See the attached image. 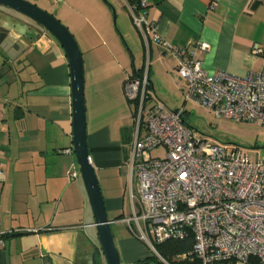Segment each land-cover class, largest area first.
<instances>
[{
	"label": "crops",
	"instance_id": "obj_1",
	"mask_svg": "<svg viewBox=\"0 0 264 264\" xmlns=\"http://www.w3.org/2000/svg\"><path fill=\"white\" fill-rule=\"evenodd\" d=\"M104 1L115 8L116 20L121 15L118 31L130 53L138 52L141 43L147 58L152 59L155 46V64L148 63L149 87L153 88L152 71L183 95L185 82L175 70L173 57L155 42L146 45L131 25L127 6L135 0ZM144 1L146 6L139 11L170 45L208 43L207 51L196 53L206 71L242 76L264 68V0ZM87 22L90 32L81 36L78 44L85 68L90 160L122 257L136 263L130 255L127 232L116 236L112 228L128 217L124 214L126 175L137 180L132 164L134 115L132 109L129 112L123 107V80L112 83L111 92L109 74L92 66L94 60L111 52L103 47L104 40L103 44L94 41L96 37L104 39L99 22L90 18ZM0 28L12 36L0 37V229L5 233L0 264H92L95 253L98 263L104 264L73 148L66 54L48 32L13 14L0 13ZM107 34L116 46L114 36ZM119 56L122 59L121 52ZM116 73L122 78L120 69ZM73 167L78 175L70 179L68 171ZM12 232L19 233L10 235Z\"/></svg>",
	"mask_w": 264,
	"mask_h": 264
},
{
	"label": "built area",
	"instance_id": "obj_2",
	"mask_svg": "<svg viewBox=\"0 0 264 264\" xmlns=\"http://www.w3.org/2000/svg\"><path fill=\"white\" fill-rule=\"evenodd\" d=\"M145 6L144 0L128 4L132 22L146 45L155 42L173 57L185 82L184 102L217 118L264 126V68L242 76L206 71L196 53L207 51L208 43L170 45L139 11ZM147 69L148 63L141 77L129 76L124 82L128 100L138 102L132 141L137 196L130 192L125 221L137 229L160 264L173 262L157 251L156 244L190 236L191 251L175 255L173 261L264 264V157L197 136L185 122L183 107L170 109L153 100ZM157 147L166 150L163 158L150 155ZM77 175L76 167L68 171L70 179ZM3 235L0 229V243Z\"/></svg>",
	"mask_w": 264,
	"mask_h": 264
},
{
	"label": "rangeland",
	"instance_id": "obj_3",
	"mask_svg": "<svg viewBox=\"0 0 264 264\" xmlns=\"http://www.w3.org/2000/svg\"><path fill=\"white\" fill-rule=\"evenodd\" d=\"M28 1L35 3L38 7L42 6L40 7L42 9L46 7L47 10H45L47 12L52 13L54 16H56V18L60 20V22L68 27L77 42H79L81 36H83L87 32H90V26L87 24V19L90 18L91 20H96L99 22L98 24L102 26V34L104 39H99L98 37H96V35H94V38L96 37L94 41L95 43L99 42L100 44H103L104 40L105 42L103 44V47L105 49L106 47H109L111 55L109 53L101 55V58L93 61L92 66L100 67L102 70H105L109 74L108 78L111 86V92L112 83L116 84L118 82V79H120L121 83V81L123 80L121 86L122 94L125 100V102H123V107L127 108L130 112L131 108L129 109V100L126 94L124 80L132 74L133 65L136 67H140L144 64V69L147 68V63L154 66L157 53L155 46L152 45L154 52V56L152 59L147 58L146 48L142 47L141 43L138 47V52L135 51L133 53H130L127 47L128 45L124 42V38L118 31V26H120L122 23V17L120 15V19H117L115 21L113 7H109L108 3L104 0ZM0 13L13 14L20 19H23L27 23L38 27L30 19L16 13L13 10L0 6ZM119 14H122V11L119 10ZM122 16L124 17V13L122 14ZM130 20L131 23L132 19L130 18ZM131 25L135 28L133 22L131 23ZM73 30H77V32L74 33ZM107 33H110L114 36L116 46L111 43V40ZM119 52H121L123 55L122 59L119 56ZM131 54L133 55V57ZM116 69H120L122 78H120L118 73H116ZM154 74L155 73H152L151 71V77H149V79L153 82V88L149 87V92L153 96V100L165 104L170 109H178L183 107V109L185 110V113L183 115L185 122L193 129L197 136L206 139L208 142L227 146L228 148L240 147L241 149L250 151L251 155L254 157H264V126H258L253 123L241 122L226 118H217L211 112L204 108L195 106L189 102L185 103L184 96L181 95L180 92H176L174 89H172L166 83L163 76H154ZM89 82L91 83V80H89ZM89 82L88 85H90ZM116 93L117 91L115 92V94ZM143 133L144 130L142 129L141 134ZM165 153L166 150L163 147H157L150 152V155L152 157L163 158ZM125 187L126 195L124 201V214L128 215L129 217L131 208L130 192L132 191L134 195L137 196V184L135 177L131 178L129 175H126L124 181V188ZM118 224L112 227L113 232L116 236L120 231H123L124 233L127 232V243L131 251L130 255L132 257V260L152 257L153 253L151 249L146 244V242L139 238V232L136 228H134V230L136 231H133L129 227L125 219L123 220V222H118ZM122 261L124 262V264H134L131 263L130 259H128L126 256L122 257Z\"/></svg>",
	"mask_w": 264,
	"mask_h": 264
},
{
	"label": "water",
	"instance_id": "obj_4",
	"mask_svg": "<svg viewBox=\"0 0 264 264\" xmlns=\"http://www.w3.org/2000/svg\"><path fill=\"white\" fill-rule=\"evenodd\" d=\"M0 6L30 19L38 26L36 28L48 32L58 41L66 54L71 89L73 148L79 173L92 208L93 225L96 227L98 245L104 264H124L120 248L111 230L112 221L108 218L105 201L90 160L86 131L85 68L79 44L66 25L52 13L38 7L35 3L28 0H0ZM113 13L116 21L117 14L114 7ZM6 35L12 38L8 31L0 28V37ZM95 254L92 255V264H98Z\"/></svg>",
	"mask_w": 264,
	"mask_h": 264
},
{
	"label": "trees",
	"instance_id": "obj_5",
	"mask_svg": "<svg viewBox=\"0 0 264 264\" xmlns=\"http://www.w3.org/2000/svg\"><path fill=\"white\" fill-rule=\"evenodd\" d=\"M132 2H136V0L132 1ZM133 68L134 69H133V72L130 75V77L139 78V77H141L143 75L144 68H145L144 64L141 65L140 67H136L135 66ZM125 80H124V82H125ZM137 103L138 102L129 100V105H130V107L132 109V112H134L133 109H134V106L137 105ZM120 216H118L117 218H119ZM18 233L17 232H12V233H9V234L13 235V234H18ZM155 247H156L157 251L162 256H164L168 260L172 261L173 264H197L196 260H194L192 262L190 260H183V261H173L172 260V258L175 255H177V254L189 253L191 251V248H192V238H191V236L187 237V238H185L183 240H170V241H167V242L162 243V244H156ZM148 258L149 257H146V258H144V260H147ZM97 261H98V259H97ZM138 261L135 264H137Z\"/></svg>",
	"mask_w": 264,
	"mask_h": 264
},
{
	"label": "flooded vegetation",
	"instance_id": "obj_6",
	"mask_svg": "<svg viewBox=\"0 0 264 264\" xmlns=\"http://www.w3.org/2000/svg\"><path fill=\"white\" fill-rule=\"evenodd\" d=\"M135 264V263H134ZM137 264H160L153 257H149L147 260L141 259Z\"/></svg>",
	"mask_w": 264,
	"mask_h": 264
}]
</instances>
